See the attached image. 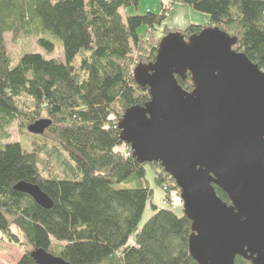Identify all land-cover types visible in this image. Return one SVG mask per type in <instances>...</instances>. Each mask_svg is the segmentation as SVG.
<instances>
[{
  "label": "trees",
  "instance_id": "obj_1",
  "mask_svg": "<svg viewBox=\"0 0 264 264\" xmlns=\"http://www.w3.org/2000/svg\"><path fill=\"white\" fill-rule=\"evenodd\" d=\"M142 1L0 0V240L23 250L17 264H36L35 251L69 264H197L189 251L192 223L183 209L179 216L153 207L140 227L154 195L147 167L166 202L181 193L160 164L137 162L118 125L127 110L149 102V89L137 84L134 71L155 61L170 33L188 40L217 28L236 38L233 50L264 72V0H170L168 9L161 1L159 14L124 20L122 10H138ZM175 4L203 14L207 24L171 29L166 21ZM159 28L162 36L153 43L149 35ZM7 34L33 36L49 55L56 49L49 38L57 39L64 60L26 53L12 67ZM178 82L193 91L189 75ZM42 120L51 122L42 135L27 134L39 139L36 150L3 142L15 123L28 129ZM43 148L53 154L61 149L67 162L43 159ZM22 182L39 186L53 207L46 210L15 191ZM235 264L251 263L237 258Z\"/></svg>",
  "mask_w": 264,
  "mask_h": 264
},
{
  "label": "water",
  "instance_id": "obj_2",
  "mask_svg": "<svg viewBox=\"0 0 264 264\" xmlns=\"http://www.w3.org/2000/svg\"><path fill=\"white\" fill-rule=\"evenodd\" d=\"M237 42L217 28L188 40L164 37L155 61L134 71L149 102L127 110L118 125L137 162L160 164L179 188L197 264H264V72L233 50ZM188 75L192 92L178 82ZM50 125L42 120L28 131L42 135ZM14 190L53 207L37 185ZM31 256L36 264H69L45 251Z\"/></svg>",
  "mask_w": 264,
  "mask_h": 264
},
{
  "label": "rangeland",
  "instance_id": "obj_3",
  "mask_svg": "<svg viewBox=\"0 0 264 264\" xmlns=\"http://www.w3.org/2000/svg\"><path fill=\"white\" fill-rule=\"evenodd\" d=\"M159 1H162L163 3L166 4L165 5L166 9H168L171 4L170 0H143L138 10H136L135 8L122 10L123 19L126 20L128 16L145 15L147 13L146 11L147 7L151 9L154 6H157V5L159 6L160 5ZM175 6L176 4L174 5V7ZM174 7H173L171 14L169 13L168 20H170V18H172V14H174ZM191 11L192 12L190 13H193V14L188 15V13L176 10L172 22L166 21V24H174L175 22H180L185 27H188L193 22H200L199 19L194 18V16L192 15L203 16L206 18V16H204L203 14L196 13L193 10ZM198 24H202V23H198ZM176 26L181 27L182 25H176ZM162 28H159V31H156L149 35L151 42L156 43L158 38L162 36V32H161ZM49 39H51V41L54 43L56 47L54 53L50 55L47 54L43 48L37 45V39L34 38L33 36H24L22 38L15 39L12 34H7L5 36V41H6V46L8 49L9 57L11 59L12 67H14L20 60L21 56L26 53L27 54L37 53V54L43 55L47 59H56L58 61H63L64 56H63V51L60 48V41L52 37H50ZM7 134L10 136V139L3 140L4 143L18 142L24 145L25 148L28 150L37 149L35 142H39V139L35 140V138H30L27 135L28 129L26 128L24 123L22 122L15 123L7 130ZM40 153L43 159L49 160L51 163L53 164L55 163L57 166L60 165L59 162L60 163L67 162V157L62 153L61 149L57 148L56 153L53 154L52 152H49L46 148H43L40 150ZM57 173H58L59 178L64 177L63 169L60 168ZM154 176H155L154 169L151 167H147L146 181H147L149 188L153 190L154 195H153L152 200L147 205V208L143 216V219L141 221L140 227H143L148 222V220L154 215L155 210L153 209V207L158 208V210H163V209L171 210L179 216L182 214L183 202L181 200V197L180 198L178 196L177 198L173 197V203L166 202L164 200L165 193L163 190H161V188H159L156 185L154 181ZM23 254H24L23 250L19 246H16L5 239L0 240V264H17V262L22 258Z\"/></svg>",
  "mask_w": 264,
  "mask_h": 264
},
{
  "label": "crops",
  "instance_id": "obj_4",
  "mask_svg": "<svg viewBox=\"0 0 264 264\" xmlns=\"http://www.w3.org/2000/svg\"><path fill=\"white\" fill-rule=\"evenodd\" d=\"M159 6H154L153 8H149L147 7V12H152V13H156V14H159L160 11H161V1H159ZM159 10V12H158ZM176 10H179V11H183L185 13H188V15L190 14H193V13H190L192 12L191 9H187V8H184L183 6L179 5V4H176V6L174 7V14H172V18H170V20H167L169 22H172L173 18H174V15H175V12ZM194 16V18L196 19H199L200 22H193L191 25H199V26H204L207 24V19L203 16H195V15H192ZM183 20V19H182ZM198 23H202V24H198ZM176 25H182L181 27H178ZM168 26L171 28V29H176V30H183V29H186L187 27H185L183 24H181L180 22H175L174 24H168ZM190 26V25H189ZM183 27V28H182Z\"/></svg>",
  "mask_w": 264,
  "mask_h": 264
}]
</instances>
